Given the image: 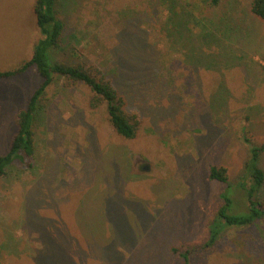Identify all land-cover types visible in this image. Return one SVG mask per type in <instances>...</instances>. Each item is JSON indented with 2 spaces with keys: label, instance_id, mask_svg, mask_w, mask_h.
I'll use <instances>...</instances> for the list:
<instances>
[{
  "label": "rangeland",
  "instance_id": "374dc122",
  "mask_svg": "<svg viewBox=\"0 0 264 264\" xmlns=\"http://www.w3.org/2000/svg\"><path fill=\"white\" fill-rule=\"evenodd\" d=\"M160 1L59 0L54 60L100 66L137 132L119 135L105 105L91 108L87 85L55 76L33 157L0 179V264H264V220L202 249L226 188L211 167L227 169L235 212L245 211L236 187L250 145L264 144V19L252 0H228L193 10L187 30L167 23ZM36 2L0 0V72L30 60L43 38ZM223 31L236 43L218 42ZM42 81L35 67L0 79V156ZM259 162L264 170V153ZM189 246L187 262L172 251Z\"/></svg>",
  "mask_w": 264,
  "mask_h": 264
},
{
  "label": "trees",
  "instance_id": "16d2710c",
  "mask_svg": "<svg viewBox=\"0 0 264 264\" xmlns=\"http://www.w3.org/2000/svg\"><path fill=\"white\" fill-rule=\"evenodd\" d=\"M225 2L227 3L228 0H196L193 7L191 1H160L171 14L170 21L167 23L170 25L171 22H175L178 28L184 26L187 30H190L189 25H191V21L197 20L194 17L193 10L199 9L200 13L201 11L205 12L207 8L220 7ZM58 3L59 0H37L35 14L37 25L43 38L36 44L30 60L17 69L0 72V79H9L24 73L30 67H35L43 80L40 87L31 95L26 109L17 115L18 129L12 139L11 147L6 154L0 156V179L6 174V169L10 165L28 166L27 161L33 157L35 151L33 127L40 99L45 94L47 88L53 83L55 76L69 82H82L87 85L94 94L91 100V108L105 105L109 120L117 133L127 139H132L136 136L137 126L135 123H132L130 117L125 113L124 98L100 66L85 62L69 64L54 60V53L60 45L64 30V23L57 16ZM177 5L182 8L181 11H175ZM251 12L258 18L264 19V0H252ZM172 15L176 18L172 19ZM182 17L186 21L183 22L184 25L176 23L178 21L177 18L180 21ZM203 20L205 21V19ZM232 23L228 21L222 27L237 31V33L242 30L239 26L240 22ZM216 30L218 31L219 29L217 28ZM213 31H215V28H212L210 32L212 33ZM246 33L250 34V31L246 30ZM213 35L217 37V34L214 33ZM223 35L225 37L217 39L218 42H221V39L226 41L223 38H227L230 39L228 42L232 43L234 41L233 43H236L234 38L235 33L225 34V31H223ZM217 40L215 41L217 42ZM262 153H264V144L260 146L250 145L249 157L245 163L244 173L236 187L244 197L243 206L245 207V211L235 212L242 204L237 202L231 195V191L233 192L234 188L229 184L227 169L217 166L211 167L209 178L226 184V188L221 193L223 204L218 209L209 227V239L202 249L210 248L227 228H244L264 220V199L260 195L264 189V170L259 162ZM172 251L179 253L185 262H187L189 254L193 253L195 248L189 246L185 252L177 248L172 249Z\"/></svg>",
  "mask_w": 264,
  "mask_h": 264
},
{
  "label": "crops",
  "instance_id": "0c3cea01",
  "mask_svg": "<svg viewBox=\"0 0 264 264\" xmlns=\"http://www.w3.org/2000/svg\"><path fill=\"white\" fill-rule=\"evenodd\" d=\"M35 11V10H34Z\"/></svg>",
  "mask_w": 264,
  "mask_h": 264
}]
</instances>
